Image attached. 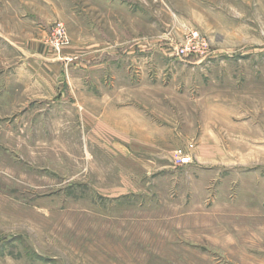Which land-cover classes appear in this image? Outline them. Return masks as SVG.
Instances as JSON below:
<instances>
[{
	"label": "rangeland",
	"instance_id": "rangeland-1",
	"mask_svg": "<svg viewBox=\"0 0 264 264\" xmlns=\"http://www.w3.org/2000/svg\"><path fill=\"white\" fill-rule=\"evenodd\" d=\"M0 264H264V0H0Z\"/></svg>",
	"mask_w": 264,
	"mask_h": 264
},
{
	"label": "built area",
	"instance_id": "built-area-1",
	"mask_svg": "<svg viewBox=\"0 0 264 264\" xmlns=\"http://www.w3.org/2000/svg\"><path fill=\"white\" fill-rule=\"evenodd\" d=\"M63 31V27L58 24L55 28V34L62 38L65 35ZM181 52L182 54L178 53L177 56L182 57L183 54H187L184 50H182ZM177 160L179 161V165L182 166L188 164L190 158L186 154H183L181 151H179V153L177 154Z\"/></svg>",
	"mask_w": 264,
	"mask_h": 264
}]
</instances>
